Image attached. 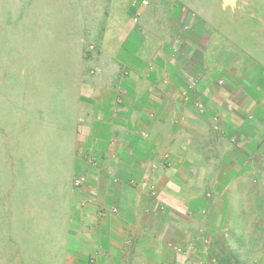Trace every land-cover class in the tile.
<instances>
[{
    "label": "crops",
    "instance_id": "obj_1",
    "mask_svg": "<svg viewBox=\"0 0 264 264\" xmlns=\"http://www.w3.org/2000/svg\"><path fill=\"white\" fill-rule=\"evenodd\" d=\"M148 1L79 0L30 109L0 111V264H264L260 1Z\"/></svg>",
    "mask_w": 264,
    "mask_h": 264
},
{
    "label": "rangeland",
    "instance_id": "obj_2",
    "mask_svg": "<svg viewBox=\"0 0 264 264\" xmlns=\"http://www.w3.org/2000/svg\"><path fill=\"white\" fill-rule=\"evenodd\" d=\"M53 1L55 0H44L41 1L39 5L35 6V0H29L28 2L25 0L23 2L24 6L15 7L18 11L16 16L17 22H10L13 20L11 19L13 16L11 13H6L7 11L4 12L5 18H3L4 16L1 18L0 15L2 19V21H0V78L4 79L0 85V91L3 92V96L0 95V111L2 110L1 112L3 113V121L8 122V117H11V119L14 118L15 103H22V101H24L25 104H29L27 106H29L30 109L34 92H41L42 86L40 83L42 80L52 77V75L50 76L48 67L52 68L51 65L55 61V56L59 51L65 49V45L67 44V39L57 37L55 34L56 30L64 31L63 24L61 25V23L65 22L62 21L66 20V23H68L69 16H73L72 24L74 27H80L82 23L78 16L82 11V7L78 5L79 0H70L72 5L68 4L69 6H57L53 4ZM259 1L260 2L257 3L258 14L264 18V0ZM12 2L13 0H2L4 4H11ZM9 8L13 10L12 6ZM5 9H7V6L4 10ZM249 9L252 8L250 7ZM56 24L60 26L56 27ZM71 40L73 42V52L79 50L78 48H81L80 41L82 39L76 37ZM258 40L261 39H256L254 41L257 43ZM246 41L251 42L248 39ZM251 46L254 48L256 44L253 43ZM67 65L71 69L64 72L65 78L74 77L76 74V70L73 69L74 59L72 58ZM57 94L59 95V92H57ZM36 103L38 104V102ZM13 125L14 121L12 123V126ZM41 143L42 146L48 148L47 151H44L46 154L43 155L45 156L42 159L43 166H48L47 169H50L52 166L48 165V160L54 156L56 158V148L51 141L46 142V140L42 138ZM8 165L9 164L5 160V168L3 171L5 177L13 175V173H9L11 168H9ZM35 165H37L36 160H34L30 166V172L25 167V172L30 176L28 181H31V183L38 182L39 188L43 187V189H48V184L43 182V179L32 177L31 174L33 168L36 167ZM15 167L16 165L14 168ZM23 177L24 179L27 177L26 173ZM44 193L45 192H43V194ZM25 198H29V196H25ZM11 207L14 208L13 205ZM13 215L16 218L14 219L15 224L19 223L20 215H17L16 212L13 213ZM32 218L33 221L43 224L42 216L36 218V215H32L30 219ZM33 221L30 220L29 225L33 223ZM34 225L35 224H33V226ZM33 226L31 229L34 232L28 230L25 232L26 235L35 233ZM52 228H54V223L51 221L48 229L50 236H52L53 233ZM42 239L43 238H41V240ZM54 239L55 237H53L52 240ZM24 242L25 244L28 243L27 236ZM1 251L2 249L0 247V252Z\"/></svg>",
    "mask_w": 264,
    "mask_h": 264
},
{
    "label": "built area",
    "instance_id": "obj_3",
    "mask_svg": "<svg viewBox=\"0 0 264 264\" xmlns=\"http://www.w3.org/2000/svg\"><path fill=\"white\" fill-rule=\"evenodd\" d=\"M141 4L143 6H147L149 4L148 0H142ZM95 160V159H94ZM87 186V177L81 174H78L74 177L73 179V188L81 193L84 194ZM114 212H117V209L113 210ZM174 250L177 253H182V248L181 247H174Z\"/></svg>",
    "mask_w": 264,
    "mask_h": 264
}]
</instances>
